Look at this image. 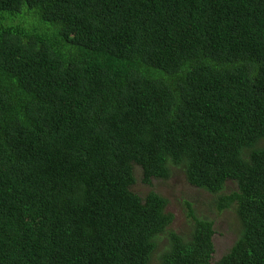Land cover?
<instances>
[{
	"label": "trees",
	"instance_id": "1",
	"mask_svg": "<svg viewBox=\"0 0 264 264\" xmlns=\"http://www.w3.org/2000/svg\"><path fill=\"white\" fill-rule=\"evenodd\" d=\"M0 264H264V0H0Z\"/></svg>",
	"mask_w": 264,
	"mask_h": 264
},
{
	"label": "rangeland",
	"instance_id": "2",
	"mask_svg": "<svg viewBox=\"0 0 264 264\" xmlns=\"http://www.w3.org/2000/svg\"><path fill=\"white\" fill-rule=\"evenodd\" d=\"M139 178V176H138ZM189 185L185 182V175L181 169L173 167L172 174L167 179H157L153 181V189L159 192L162 196L170 199V204L168 208L172 209L175 213V223L173 227L178 230L183 228H189V219L184 214L183 209L177 204V201L186 195L189 201H195L196 205L200 206L202 209L208 208L210 206V200L213 196L205 191L191 189ZM151 188L142 185L139 182L134 186L133 190L140 194L141 196L146 195ZM211 219H215V234L213 236V242L215 247V252L213 255V261H217L225 253V251L233 244L235 240V233L238 230V224L233 213L226 212L223 214H209ZM173 229V228H172ZM164 244V238H160L158 247L155 249V253L152 257V263L155 262L158 253L162 250V245Z\"/></svg>",
	"mask_w": 264,
	"mask_h": 264
}]
</instances>
